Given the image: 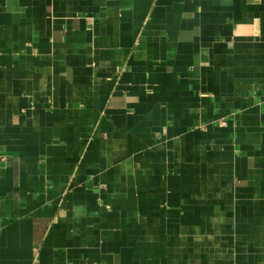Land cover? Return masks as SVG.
<instances>
[{
    "label": "crops",
    "instance_id": "obj_1",
    "mask_svg": "<svg viewBox=\"0 0 264 264\" xmlns=\"http://www.w3.org/2000/svg\"><path fill=\"white\" fill-rule=\"evenodd\" d=\"M0 264H264V0H0Z\"/></svg>",
    "mask_w": 264,
    "mask_h": 264
}]
</instances>
